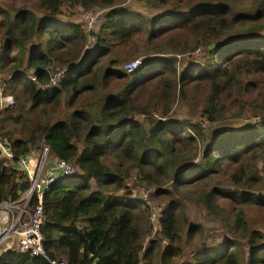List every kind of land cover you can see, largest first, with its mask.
<instances>
[{"label": "trees", "instance_id": "1", "mask_svg": "<svg viewBox=\"0 0 264 264\" xmlns=\"http://www.w3.org/2000/svg\"><path fill=\"white\" fill-rule=\"evenodd\" d=\"M62 1L43 0L41 4L53 15L59 12ZM68 1L84 8L112 7L95 35L97 49L85 53L77 65L69 59L71 53L66 47L69 42L76 41L80 45L86 40L79 24L59 23L53 17L36 18L26 11L12 19L8 16L0 19V26L6 32L0 44V65L6 66V59L17 61L12 71L22 66L27 40L48 34L45 46L36 45L27 54L25 68L33 70L34 79L14 73L7 82V91L14 95L16 107L0 111V139L11 143L15 155L47 143L53 155L71 161L79 169V176L59 179L43 195L40 228L47 255L64 258L71 264H139L142 258L147 261L145 264H155L152 255L156 242L151 241L147 247L143 245L147 233L146 207L138 212L142 202L131 197L125 179L129 169L135 167L142 181L159 186L158 178L175 172L176 164L183 157L180 149L187 146L193 149V154L180 162H193L200 156L181 170V174L185 171L182 175L175 174V184L190 183L197 178L204 180L223 166L233 168L228 182L234 189L211 188L201 193L200 203L208 214L223 222L227 220L232 201L264 206V194L246 190L262 180L256 162L260 154H264L263 115L259 122L240 130L214 129L208 143L199 150L203 142L200 124L167 118L172 91L178 84L182 87L199 77L207 79L210 88L202 113L212 122L218 118L227 100L229 81L235 79L233 69L228 71L217 63L227 52L255 50L258 56L255 67L264 70V38L254 35L251 27L236 31L229 41L218 42L224 30L235 29L239 21L247 23L251 15L228 11L226 4L213 0H142L150 6L168 8L152 18L124 6V0ZM259 3L262 7L253 15L264 14V0ZM142 26L147 27L151 37L165 35L179 27L208 36V43L214 45L211 58L204 65L184 67L173 83L168 82L166 70L174 65V58L166 55L149 58L131 74L121 73L128 80L124 88L104 95L94 112L77 107L64 119L52 122V110L60 105L63 93L73 92L71 106L74 95L87 88L85 84L77 88L80 78L90 71L87 60L109 54L116 46H130L134 33ZM52 61L67 65L58 86L50 85L51 75L46 67ZM144 81L154 82L140 96L139 90L146 85ZM251 87L256 88V85L246 82L242 91ZM257 94L264 99V90L259 89ZM135 113L144 116L148 130L133 119ZM77 142L81 143V148ZM111 154L117 161L109 165L105 158ZM128 161L132 164L130 167L126 164ZM91 181L95 182L96 190H91ZM28 186L27 176L5 165L0 158V202L18 199ZM163 192L164 189H157L154 195ZM217 198L225 200L227 207ZM175 207L174 203L169 204L159 217L161 233L169 242L161 252L160 264H172V260L182 254L180 245H171L181 240L175 226ZM241 219L239 212L235 223L240 225ZM231 248L234 247L206 246L196 253L193 261L182 264H240L237 252ZM250 259V262L264 264V247L253 250ZM0 264L50 263L29 252L6 250L0 253Z\"/></svg>", "mask_w": 264, "mask_h": 264}, {"label": "rangeland", "instance_id": "2", "mask_svg": "<svg viewBox=\"0 0 264 264\" xmlns=\"http://www.w3.org/2000/svg\"><path fill=\"white\" fill-rule=\"evenodd\" d=\"M42 1L0 0V19H6L7 16L12 19L19 12L26 11L32 13L36 18L53 17L59 23L72 22L79 24L82 31L86 34V40L80 45H77L76 41L69 42L66 47V51L71 53L69 59H71L74 65H77L82 60L81 58H83L85 53L87 54L97 49L95 44H87V28H94L97 34L101 25L106 20L108 11L112 7L93 5L89 8H84L77 4L71 5L68 0H63L59 12L50 15L43 9ZM183 1L185 2L186 0ZM213 1L217 4H226L228 11L251 15L247 18V23L239 21L235 25V29L224 30L220 34L218 42L224 43L225 41H229L233 38V34L236 31L247 30L250 27L254 35L264 38V14L261 16L252 14L261 9L260 0ZM123 4L130 9L142 13L146 18H152L162 12H166L168 9L167 7L150 6L142 0H124ZM182 8L185 9V7ZM92 18L94 20L90 23ZM5 35L4 28L0 26V44ZM207 37L199 32L194 33L188 27H179L169 30L165 35L151 37L147 27L142 26V29L134 33L130 46H116L109 54L94 57V60H87L91 66L90 71L87 75L80 78L77 87L80 88L81 85L85 84L88 85L86 86L87 88L74 95L71 106L70 99L73 92L63 93L60 105L54 107L52 110V122L64 119L71 110L77 107L86 109L89 112L97 110L99 101L104 95L117 93L124 88L128 80L121 73L127 74L123 70L124 64L133 59L139 58L144 62L149 58H158L165 55L173 57L174 65L169 70H166L169 76L168 82L173 83L174 78L179 76L184 67L204 65L211 58L210 52L214 45L208 43L209 39ZM47 39L48 34L43 33L27 40L24 60L18 70L12 71L17 61L14 62L11 59H6V66L0 65V99L12 97L13 105L9 109L16 107V99L12 93L7 91V82L10 80V77H13L14 73H21L32 79L34 76L33 70H26L25 68V65H27V54L36 45L45 46ZM179 45L181 46L180 48L177 47ZM56 52L58 51L56 50ZM12 53H15V51ZM257 58L255 50L244 49L243 51L232 50L231 52H227L224 54V57L217 60V63L222 68L228 69V71L234 70L235 79L229 81L225 93L227 100H225L222 112L219 113L218 118L213 122L209 121L202 113L203 104L210 91L207 79L199 77L198 79L189 81V83L182 87L181 84H178L172 91V103L167 118L188 120L200 124L203 132V142L198 146V150L208 143L207 139H209L214 129L240 130L259 122L261 116H264V99L257 94L259 89L264 90V70L261 71L255 67V60ZM66 67L67 65L61 66L52 61L46 68L51 77L57 74L61 77L62 75L64 76L63 71L65 73ZM59 80L53 86H58ZM144 82L146 85L139 90L140 96L153 85L154 81ZM246 82L254 83L256 88L251 87L250 90L242 91V87ZM18 88L20 89V86ZM3 109L0 104V111ZM133 119L139 123H143L146 130L149 129V124L142 114L135 113ZM42 143L38 144L36 148H39ZM77 144L79 148L82 147L81 143L77 142ZM180 153L183 157H180L176 164L175 172L168 173L167 177H159L158 180L161 181L159 186L142 181L141 175L135 167L129 169L125 179L131 197L142 202V206H139L138 212L140 213L146 207L147 233L143 237V245L147 247L151 241L156 242L152 262L160 264L161 252L169 242L161 233L160 222L153 218L151 213L161 214L169 204L174 203L176 205L174 208L176 214L175 226L178 229L181 240L180 243L177 241L171 245H180L182 254L175 257L172 260V264H182L185 261L189 262V260L193 261L200 249L214 244L233 246L234 248L231 249L237 252L240 264H263L250 262V258L253 250H260L264 247V206L259 207L253 202L235 200L230 202L231 207L229 206L226 221L221 222L214 218L207 213L200 203L201 193L211 188L234 189L228 182L229 174L233 168L231 166H223L217 173L208 176L204 180L197 178L190 183L175 184V174H181V170L187 168V164L194 163L200 156L198 155L193 162L182 163L180 161L188 159L193 154V149L187 146L181 148ZM120 160H122V157ZM116 161L117 159L113 154L105 158V162L109 165L114 164ZM4 164L12 167L11 164ZM126 164L129 167L132 165L129 161ZM256 166L260 171L262 180L246 190L263 195L264 154H260ZM96 189L95 182L91 181V190ZM157 189H164L165 192L160 195H154ZM238 190L241 191V189ZM109 192L116 193L113 190H109ZM219 198H217L218 202H222L227 207V204L224 203L225 200H220ZM239 212L242 219L240 221L241 224L237 225L235 221ZM253 246H256V248L253 249ZM253 256L256 255L254 254Z\"/></svg>", "mask_w": 264, "mask_h": 264}, {"label": "built area", "instance_id": "3", "mask_svg": "<svg viewBox=\"0 0 264 264\" xmlns=\"http://www.w3.org/2000/svg\"><path fill=\"white\" fill-rule=\"evenodd\" d=\"M93 20L94 18L90 20V23ZM87 31V44L94 45L96 32L94 28H87ZM141 63V59H133L124 64L123 70L131 74ZM59 76V74L50 76L51 86L58 82ZM0 104L4 109H9L13 105V99L11 96L1 98ZM0 158L4 163L11 164L16 171L24 173L29 180L27 190L18 199L0 202V253L6 250H17L41 256L50 264H71L64 258H50L47 255L42 245L43 236L40 225L44 193L59 179L76 177L79 173L78 167L71 161L53 155L47 143H42L39 148L32 147L25 154L15 155L11 143L0 139ZM151 214L160 222L161 214L155 212ZM145 263V259L142 258L139 264Z\"/></svg>", "mask_w": 264, "mask_h": 264}]
</instances>
